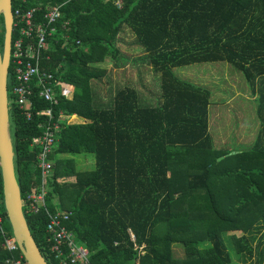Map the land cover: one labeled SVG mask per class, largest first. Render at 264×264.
<instances>
[{
    "label": "trees",
    "instance_id": "16d2710c",
    "mask_svg": "<svg viewBox=\"0 0 264 264\" xmlns=\"http://www.w3.org/2000/svg\"><path fill=\"white\" fill-rule=\"evenodd\" d=\"M51 6H60L61 18L40 65L71 87L73 95L58 96L55 105L33 96L30 120L10 104L21 198L26 201L39 184L37 150L31 143L47 118L38 112L51 109L56 119L61 113L76 115L85 121L62 122L50 155L54 165L47 202L51 211L72 212L66 225L87 247L92 264H231L223 239L229 232L241 233L232 236L239 264H264L258 251L264 233L257 238L264 228V126L248 149L234 154L216 149L209 126L211 92L172 71L196 63H228L257 85L262 110L264 0L12 2L13 10L34 8L38 20ZM125 30L160 75L156 105L141 103L131 86L117 88L111 104L95 99L92 81L106 73L97 65L120 56L116 45ZM17 36L15 28L12 43ZM3 41L1 16V52ZM12 86L11 62L8 89ZM85 156H92L93 168L77 169L76 159ZM0 201L5 237L13 238L2 203L1 172ZM23 211L45 256L47 217ZM3 245L0 231V264H7L20 252Z\"/></svg>",
    "mask_w": 264,
    "mask_h": 264
},
{
    "label": "built area",
    "instance_id": "2783aa9c",
    "mask_svg": "<svg viewBox=\"0 0 264 264\" xmlns=\"http://www.w3.org/2000/svg\"><path fill=\"white\" fill-rule=\"evenodd\" d=\"M26 3L27 0H11ZM13 30L16 28L18 36L11 42L10 64H13V86L7 87L8 102L14 103L24 112L28 120L34 109L32 97H37L57 104L58 96L70 98L73 95L71 87L55 80L52 73L41 68L43 52L47 49L48 38L56 33L55 24L61 18L60 6H51L46 9L42 20L36 18L34 8L24 9L17 7L13 10ZM67 26V23H65ZM9 64V66H10ZM38 115L47 120L39 123L42 133L33 139L31 147L37 150L35 169L39 176V184L28 194L23 203V210L27 208L32 214L43 213L47 217L46 233L48 247L45 256L54 264H92L89 260V250L76 241L73 232L66 223L70 220L72 212L56 209L51 211L48 206V187L52 177L53 161L50 155L54 151L57 135L61 123L73 124L69 118L75 119L76 115L65 116L62 113L54 118L51 109L40 110ZM1 203V201H0ZM4 217L0 211V231L4 235V248L10 252L19 251L14 238H6L3 229ZM133 238V237H132ZM20 252V251H19ZM45 258L46 262L47 259ZM7 264H27L22 254L17 258L7 261Z\"/></svg>",
    "mask_w": 264,
    "mask_h": 264
},
{
    "label": "rangeland",
    "instance_id": "374dc122",
    "mask_svg": "<svg viewBox=\"0 0 264 264\" xmlns=\"http://www.w3.org/2000/svg\"><path fill=\"white\" fill-rule=\"evenodd\" d=\"M116 47L120 54L117 59L108 57L97 65L106 73L100 79L92 81L96 101L102 105L111 104L117 88L131 86L136 89L141 103L156 105L161 93L160 75L143 60L144 52L136 46L134 35L129 30L123 31L118 37ZM172 71L179 79L207 88L211 92L210 132L216 149L234 154L254 145L262 125L264 126V107L260 110L257 85L252 86L245 80L241 71L224 62L190 64L174 68ZM219 110L221 113H218ZM221 120L224 124L222 139L220 131L217 132ZM68 121L78 124L85 120L76 117L69 118ZM247 128L251 133L249 137ZM75 165L79 170H89L93 168L94 161L92 156L78 157ZM242 171L244 170L240 172ZM252 179L254 180L253 176ZM263 233L264 228L257 234V238ZM233 234L241 236L240 232H229L223 235V239L232 257L231 264H239L241 259L235 240L232 239ZM255 247L256 241L252 244L254 250ZM258 251L263 252L264 258V240ZM244 254L248 255L247 250ZM252 257L254 258V255Z\"/></svg>",
    "mask_w": 264,
    "mask_h": 264
},
{
    "label": "water",
    "instance_id": "95a60500",
    "mask_svg": "<svg viewBox=\"0 0 264 264\" xmlns=\"http://www.w3.org/2000/svg\"><path fill=\"white\" fill-rule=\"evenodd\" d=\"M1 16L4 23L2 52L0 50V172L2 179V203L15 243L27 264H48L27 224L14 163L15 153L11 138L7 94L13 32L11 0H0Z\"/></svg>",
    "mask_w": 264,
    "mask_h": 264
},
{
    "label": "crops",
    "instance_id": "0c3cea01",
    "mask_svg": "<svg viewBox=\"0 0 264 264\" xmlns=\"http://www.w3.org/2000/svg\"><path fill=\"white\" fill-rule=\"evenodd\" d=\"M210 109V108H209ZM218 113H221V110H219L218 111ZM77 117V116H76ZM77 118H79V117H77ZM222 125H224L223 123H222V120H221V124L218 126V129H217V132H219L220 131V139H222V137L224 136V130H223V127H222ZM209 126H210V120H209ZM210 129H211V126H210ZM255 129H256V126H254V131H255ZM247 131H248V137L251 135V133H250V129H246ZM211 131V130H210ZM226 132V131H225ZM223 133V134H222ZM249 133H250V135H249ZM221 143H222V140H221Z\"/></svg>",
    "mask_w": 264,
    "mask_h": 264
}]
</instances>
